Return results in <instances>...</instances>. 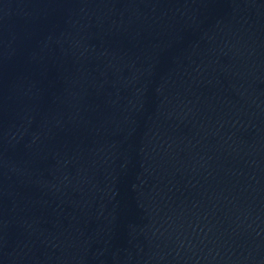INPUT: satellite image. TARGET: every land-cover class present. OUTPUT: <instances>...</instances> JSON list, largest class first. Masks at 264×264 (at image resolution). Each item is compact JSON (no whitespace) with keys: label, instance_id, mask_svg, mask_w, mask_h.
<instances>
[{"label":"water","instance_id":"95a60500","mask_svg":"<svg viewBox=\"0 0 264 264\" xmlns=\"http://www.w3.org/2000/svg\"><path fill=\"white\" fill-rule=\"evenodd\" d=\"M0 264H264V0H0Z\"/></svg>","mask_w":264,"mask_h":264}]
</instances>
